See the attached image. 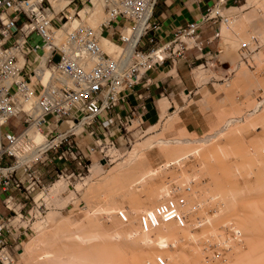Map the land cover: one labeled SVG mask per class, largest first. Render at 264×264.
<instances>
[{"label": "rangeland", "instance_id": "rangeland-1", "mask_svg": "<svg viewBox=\"0 0 264 264\" xmlns=\"http://www.w3.org/2000/svg\"><path fill=\"white\" fill-rule=\"evenodd\" d=\"M245 5L244 0L237 5L233 4L227 10L223 9V19L218 18L210 21L215 22L214 27L219 29L223 43L221 54L219 57L212 54V59H209L204 65H193L188 70L189 77L199 85H214L218 89V95L227 96V99L217 101L215 97L203 93L192 99L185 93H182L181 96L177 93L175 95L169 93L164 97H159L156 103L157 116L152 120V123L145 124L143 120H136L137 123H133L132 126L130 124L131 143L119 147V151L112 154L111 163L105 162L104 164V161H101L99 157H95L87 163L88 167L85 170L77 171L76 166L72 165L69 175L64 179L58 178L56 174L53 175L47 181V188L34 196L36 203L31 202V207L29 206L26 210L28 213L31 212V214L27 213L28 220L25 224L28 227V236L23 238V245L19 251H15L16 264H39V262L50 264L51 259L49 261L46 259V256L49 258V254L44 256L40 253V256H43L42 258H45L49 263L44 259V262L40 259L42 262L36 263V260H39L38 250L43 252L41 250L47 248L45 244L46 247L42 246L41 241V246L45 248L42 249L40 246V249L32 250L35 253L28 251L25 257H22V254L29 243L34 239L36 242L38 237L39 240L43 239L45 240L43 242L47 243L48 238L53 235L49 231L55 230L54 227H56L58 231L55 230L54 235L57 234L60 228L57 227L60 224L58 221L61 222V220L63 223L61 228L64 226L62 229L65 231L61 232L62 229H60L61 235H71L69 237L72 238L62 237L58 233L63 240L67 241L60 240L63 246L60 241H58L60 245L55 244L60 247L59 252L62 251L64 258L60 261V255L57 256L58 259H55L69 264H73V261L76 262L73 259L76 257L75 250L78 248L83 250L84 247L87 251L91 250L88 253L86 251L88 255H92L88 257L94 258L97 251L101 254L97 253L100 257L96 255L98 261L102 255L106 257L104 262L102 261L103 264H122V262L126 264L127 258H129V264H136L134 260L136 256L140 255V252L152 256L144 255L146 259H143L144 264H158L160 258L164 259L166 264H237L239 262L242 264L247 262L248 264H264V256L260 257L264 250L260 249L262 253H259L260 250L258 251L264 242L263 245H258L259 247L256 243L260 242L261 244L259 238L264 236V232L260 231V233L263 232V235L258 238L259 232L256 234L257 232L253 233L252 231L253 236L256 234L254 239L257 236L254 241L257 252H255L256 247L254 248V246L255 251L253 252L259 254L258 257L255 253V257L251 256L253 252H250L251 254L248 252L246 255L249 248L246 243L252 247L253 237L250 234V241L247 240L248 238L245 237L247 233L244 232L247 228L243 230L244 225L241 226L245 222L242 220L243 217L245 220L249 217L250 222L251 219L253 220V211L257 210L256 207L260 206V208L258 207L260 210L257 211H264L260 205L262 204L264 207V182L261 181L259 174L260 170L264 171V0H248V6L244 7ZM30 43L34 47L41 46L43 40L35 34ZM243 45H250L254 51L248 54L247 58L240 55ZM39 53H42L41 49H39ZM164 99L167 101V106L162 110L159 103ZM259 104L263 106L256 110ZM249 113L252 116H247ZM232 121L234 124L229 125V128L224 131L227 124ZM9 127L12 133H19L22 130L21 120L12 118ZM215 137L217 138L215 139ZM174 160L180 162L178 161L177 164ZM260 161L263 163L260 164ZM111 181L113 182L111 183ZM56 183L62 184L63 188L54 187L53 189ZM92 190L94 191L92 192ZM162 194L165 195L160 197ZM169 201L176 202L179 207L182 205L181 210L188 215V217L186 215V225L189 227L172 223V225L163 224V229L162 225L159 229L157 228L158 230L151 227L149 229L147 225L148 212L155 211L158 206ZM123 212L126 214L127 221H124L119 215ZM0 213L5 216L9 214L2 205L1 198ZM255 216L259 218L264 215ZM93 221H98L94 225H100V227L103 223L100 230L106 229L103 233L104 237L101 236L99 228H97L98 232L93 231ZM56 224L58 225L56 226ZM84 224L88 225L86 230L87 225L85 227ZM119 225L121 226L119 227ZM165 226H168L167 229H175L176 231H172L175 234L179 233V236H182L181 233L184 232L185 236L173 239L168 232L170 229L167 230ZM90 228H92V232L88 233L89 236L85 235L88 229L91 231ZM46 230L48 231L46 232ZM77 230H79V234L84 230L87 231L82 235L83 241L86 242L80 238L81 234L78 235L79 237L76 236ZM160 230L161 234L159 235ZM48 232L52 234L50 235ZM71 232L73 234H70ZM74 232H76L75 235ZM47 233L50 236L46 237ZM94 233L97 235L95 236ZM68 241L69 246L66 245ZM75 241L76 243H73ZM104 243L107 246H111L108 245L110 243H113L115 247L118 245V252L121 253H114L109 248L105 249ZM253 243L252 245H254ZM72 244L74 246L81 244V247H77V245L75 250L70 249L74 247ZM98 244L100 247L95 251ZM55 245L54 249L51 245V249L58 252ZM102 245L104 248L101 247ZM64 246L70 250L67 247L63 249ZM135 246L139 251H136ZM157 249L159 252L155 251ZM50 251L46 252L51 253ZM83 251L80 252L83 253ZM78 252L77 250L76 259L80 255ZM133 253H137V255ZM56 254L59 255V253ZM71 254L75 257H72ZM85 254L82 255L87 257ZM245 257L247 259L243 260ZM80 259H78L79 262L84 257L82 260ZM89 260L86 264H89ZM257 260L263 262L258 263Z\"/></svg>", "mask_w": 264, "mask_h": 264}, {"label": "built area", "instance_id": "built-area-1", "mask_svg": "<svg viewBox=\"0 0 264 264\" xmlns=\"http://www.w3.org/2000/svg\"><path fill=\"white\" fill-rule=\"evenodd\" d=\"M159 2L0 0V198L9 212L0 213V264H16L15 251L28 236L26 210L53 175L64 179L72 165L85 170L95 157L108 163L110 152L131 143L130 124L142 120L148 105L130 106V96L138 87H150L157 68L168 62L176 66L189 52H204L202 28L223 19L226 4L221 0L202 21L161 44ZM97 3L106 19L93 26ZM35 34L41 46L30 43ZM240 51L245 58L254 52L250 45ZM123 105L129 114L121 112ZM12 118L21 120L19 133L10 130ZM147 221L154 229L185 226L174 201L158 206ZM158 264L166 261L160 258Z\"/></svg>", "mask_w": 264, "mask_h": 264}, {"label": "crops", "instance_id": "crops-1", "mask_svg": "<svg viewBox=\"0 0 264 264\" xmlns=\"http://www.w3.org/2000/svg\"><path fill=\"white\" fill-rule=\"evenodd\" d=\"M244 1L246 2L244 7H247L248 0ZM220 2L221 0H160L156 10V17L162 25L159 33L160 43H169L173 40L178 29H184L194 22L202 21L208 10ZM225 2L226 4L223 6L225 10L235 4V0H225ZM214 24L216 23L208 22L202 28V37L205 41L204 52H189L187 57L179 60L176 66H171L168 62L165 66L157 68L150 74L152 78L150 87H138L136 93L130 96V106L138 108L143 102L148 105L147 112L141 115L145 124H151L157 116V98L164 97L169 93L172 95L177 93L179 96L185 93L191 99L202 95V93L215 97L217 101L227 99V96L218 95V89L214 85H199L188 74L189 68H192L193 65L200 64L202 66L212 59V54L218 57L221 54L223 43L219 29L215 28ZM212 29L213 31H211ZM120 109L124 115L129 114L130 108L127 105H123Z\"/></svg>", "mask_w": 264, "mask_h": 264}, {"label": "bare ground", "instance_id": "bare-ground-1", "mask_svg": "<svg viewBox=\"0 0 264 264\" xmlns=\"http://www.w3.org/2000/svg\"><path fill=\"white\" fill-rule=\"evenodd\" d=\"M87 9L89 10V8H87ZM94 11H95V13H94V18L91 20V24H92L93 26H96V25H98V24H100V23H102V22L105 21V19H106L105 16H106V15H105V13H104L103 6H102L101 3H97V5L95 6ZM88 12H89V11H86L85 13H88ZM227 26H228V25H227ZM104 45H105V47L107 48V50H109V51H112V50H113L112 47H110L109 45H107L106 41H105ZM257 84H258V83H257ZM168 105H169V104H168ZM166 106H167V101H165V99L162 100V101H160V103H159V107H160V109H162V110H163L164 108L166 109ZM260 106H263V105H262V104H259V106H257L256 110H258V109L260 108ZM255 112H256V111H255ZM247 116H252V115L249 113V115H247ZM233 120H234V119H233ZM238 121H239V120H238ZM240 121H241V120H240ZM240 121H239V122H240ZM233 122H234V121L229 122V123L227 124V126L225 125L226 128L224 129V131L227 130V128H229V125L234 124ZM239 122H238V123H239ZM133 123H137V121H133V122L131 123V126H132ZM256 123H257V122H256ZM133 125H134V124H133ZM131 126H130V128H131ZM245 130H247V129L245 128ZM226 132H227V131H226ZM230 132H231V131H230ZM233 133H234V132H233ZM233 133H232V134H233ZM218 134H219V133H218ZM218 134H217V135H218ZM222 134H223V133H222ZM32 135H33V133H32ZM220 136H221V135H220ZM227 136H228V135H227ZM34 138H35V141H36L37 143H41V142H42L41 137H38V136L35 135ZM212 138L214 139V137H212ZM216 138H217V137H215V139H216ZM209 139H210V138H209ZM211 140H212V139H211ZM156 143H157V142H156ZM163 143H164V142H163ZM151 145H152V144H151ZM135 150H136V149H135ZM116 152H118V151H116ZM113 153H115V152H110V153H109V158H111V160H109L108 163H111V162H112V154H113ZM135 153H136V152H135ZM174 153H175V152H174ZM137 155H138V154H137ZM113 156H114V155H113ZM129 158H130V157H129ZM178 158H180V157H178ZM185 158H186V156H185ZM174 159H175V158H174ZM179 160H180V159H179ZM179 160H177V161L174 160V161H176L177 164H178V163L180 162ZM127 161H128V160H127ZM134 161H135V160H134ZM178 161H179V162H178ZM263 161H264V160H263ZM131 162H132V161H131ZM136 163H137V162H136ZM261 163H263V162L260 161V164H261ZM104 164H105V163H104ZM130 164H131V163H130ZM169 164H170V163H169ZM175 164H176V163H175ZM102 166H103V165H102ZM102 166H101V168H102ZM103 167H105V166H103ZM122 168H123V167H122ZM122 168H121V169H122ZM119 170H120V169H119ZM124 170H125V169H124ZM97 171H98V170H97ZM99 171H100V170H99ZM128 171H129V170H128ZM125 172H126V171H125ZM260 172H261V173H259V174H260V176H261V181L264 182V171L260 170ZM98 173L100 174V172H98ZM114 173H115V172H114ZM119 173H120V172H119ZM119 173H118V174H119ZM155 173H156V172H155ZM96 174H97V173H96ZM115 175H116V174H115ZM146 176H147V175H146ZM148 177H149V176H148ZM148 177H147V178H148ZM115 179H116V177H115ZM126 179H127V178H126ZM135 179H136V178H135ZM144 179H146V178H144ZM144 179H143V180H144ZM141 180H142V178H141ZM149 180H150V179H149ZM108 181H109V180H108ZM114 181H115V180H114ZM136 181H137V180H136ZM112 182H113V181H111V183H112ZM120 182H121V181H120ZM129 182H130V180H129ZM141 182H143V181H141ZM61 183H62V182H61ZM104 183H105V182H104ZM107 183H108V182H107ZM122 183H123V182H122ZM125 183H126V182H125ZM134 183H135V182H134ZM261 184H262V183H261ZM67 185H68V184H67ZM67 185H66V186H67ZM106 185H107V184H106ZM117 185H118V184H117ZM125 185H126V184H125ZM131 185H132V183H131ZM262 185H263V184H262ZM61 186H62V184L60 185V183H58V184L56 183L55 186H53V189H54V187H59V189H60V188H63V187H61ZM104 186H105V185H104ZM121 186H122V185H121ZM124 187H125V186H124ZM100 188H101V187H100ZM121 188H122V187H121ZM121 188H120V189H121ZM126 188H127V187H126ZM160 188H161V187H160ZM222 188H223V187H222ZM57 189H58V188H57ZM90 189H91V188H90ZM95 189H96V187H95ZM108 189H112V188H108ZM223 189H224V188H223ZM102 190H103V189H102ZM105 190H107V189H105ZM117 190H118V189H117ZM54 191H55V190H54ZM61 191H62V190H61ZM93 191H94V190H92V192H93ZM189 191H191V189H189ZM58 192H59V191H58ZM89 192H90V191H89ZM102 192H103V191H102ZM107 192H109V191H107ZM111 192H112V191H111ZM166 192H167V191H166ZM98 193H99V192H98ZM103 193H105V192H103ZM113 193H114V192H113ZM162 193H163V192H162ZM90 194H91V193H90ZM92 194H93V193H92ZM119 194H120V193H119ZM131 194H132V193H131ZM58 195H59V194H58ZM101 195H102V193H101ZM101 195H100V196H101ZM113 195H114V194H113ZM163 195H165V194H162V196H160V197H163ZM166 195H167V193H166ZM94 196H95V195H94ZM128 196H129V195H128ZM168 196H169V194H168ZM92 197H93V196H92ZM98 197H99V196H98ZM137 197H138V196H137ZM164 197L166 198V196H164ZM85 198H86V195H85ZM135 198H136V196H135ZM135 198H134V200H135ZM156 198H157V197H156ZM90 199H91V197H90ZM86 200H87V199H86ZM107 200H108V198H107ZM131 200H132V199H131ZM165 200H166V199H165ZM165 200H164V201H165ZM170 200H171V199H170ZM176 200H177V199H176ZM176 200H175V201H176ZM89 201H90V200H89ZM93 201H94V200H93ZM162 201H163V200H162ZM228 201H229V200H228ZM109 202H110V201H109ZM115 202H116V201H115ZM133 202H134V201H133ZM107 203H108V202H107ZM112 203H113V202H112ZM154 203H156V202H154ZM201 203H202V202H201ZM228 203H230V202H228ZM133 204H134V203H133ZM150 205H151V203H150ZM152 205H153V203H152ZM179 205H180V204H179ZM260 205H261V209L263 208V210H264V207L262 206V204H260ZM181 206H182V205H181ZM181 206L179 207V209H180L181 214L185 217V226H186V227H189V225H188V226L186 225V215H187V213H184V211L181 210V209H182ZM204 206H205V205H204ZM151 207H152V206H151ZM258 207L260 208V206H258ZM258 207H256L257 210H260V209H258ZM118 208H120V207H118ZM138 208H139V207H138ZM148 208H149V207H148ZM187 208H188V207H187ZM205 208H206V207H205ZM97 209H98V208H97ZM142 209H143V208H142ZM184 209L187 210L186 208H184ZM184 209H183V210H184ZM138 210H139V209H138ZM257 210H256V211H257ZM187 211H188V210H187ZM256 211H255V212L253 211V214H254L253 217H254V218L252 217L253 220L251 219V222H250V218H249V217H248V218H249V221H247L248 218L245 220L244 217H243L242 220L245 221V222H243V224H242V222H240V223L242 224V225L240 224L241 226L244 225V227L242 228L243 230H244L245 228H247V229H245V231H244L245 234L247 233L246 235L244 234L245 237H246V239L248 238L247 240H249V239L251 238V237L249 238V236H250V234H252V237H253V238H252L253 241L251 240L252 243H253L254 241H256L257 236H258V238H259V236H262V235H263V232H264V229H263V228H264V218H263V217H264V216H263L264 213H263V214L260 213V212H264V211H257L258 214H257ZM153 213H154V211L150 210V211L148 212V215H149V214H153ZM189 213H190V212H189ZM189 213H188V214H189ZM255 213H256V214H255ZM121 214L124 215L125 213H124V212H123V213H120V214H119L120 217H121ZM190 214H191V213H190ZM261 214H262V215H261ZM140 215H141V214H140ZM255 215H259V216H263V217H259V218H258V216H255ZM124 216L126 217V214H125ZM138 217H139V216H138ZM187 217H188V215H187ZM255 217L258 218V219H256ZM58 218H59V217H58ZM61 218H62V217H61ZM95 218H96V217H95ZM121 218H122V217H121ZM240 218H241V217H240ZM55 219H56V218H55ZM85 219H86V218H85ZM122 219H123V218H122ZM254 219H255V220H254ZM64 220H65V219H64ZM95 220H96V219H95ZM123 220H124V219H123ZM187 220L189 221V219H187ZM239 220H241V219H239ZM242 220H241V221H242ZM52 221H53V220H52ZM68 221H69V220H68ZM68 221H67V222H68ZM89 221H90V220H89ZM89 221H87V222H88L87 224L90 226L91 224H89ZM124 221H125V220H124ZM126 221H127V217H126ZM190 221H191V219H190ZM58 222H59L60 224L58 223L59 226H57L58 224H56V226H57L58 228H59V227H60V228H59V232H57V234L54 235V233H55L56 231H58V230H56V227H54L56 231L53 230V229H52V231H51L50 229H48V230H50L49 232H52V233H53V235H51L52 233L50 234V233L48 232L51 236L48 235V233H47V236H46V237L50 236V237L48 238V242H47V240H46L47 243L43 242V241H45V240L42 239L43 237L40 238V239H42V240H39V239H38L39 237L37 238V240H38L39 242H38L37 240H36V242H35V239H34L32 242L30 241L31 243H29L28 247H27L26 249L24 248L25 251H24V253L22 254V257H25V255H26V253H27L28 251H29V252H30V251L33 252L32 250H35L36 248L40 249L42 246L47 245V248H45V247H46V246H45V247H42V249L45 248L46 251H47V250L50 251V250H52L51 248H52L55 244L58 243V244L60 245V243H59L58 241L62 240V241H65V242H66L67 240H63L62 237H67V236L69 237V236H71V235H67L69 232H66V233H67V234H66L67 236H63L64 234L61 235V234H62L61 232H65V231H63V229H64L63 227H64V226H62V228H63V229H62V228H61V225H63L62 220H61V222H60V221H58ZM63 222H64V221H63ZM67 222H66V223H67ZM82 222H83V221H82ZM91 222H92V221H91ZM91 222H90V223H91ZM97 222H98V221H97ZM97 222H96V221H93V225H94L95 223H97ZM55 223H56V222H55ZM77 223H78V222H77ZM68 224H69V223H68ZM79 224H80V223H79ZM81 224H82V223H81ZM87 224H84V226L87 225ZM98 224H99V223H98ZM102 224H103V223H102ZM102 224H101V227H100V225H94V226L92 225V226H93V231L96 232V231H97V228H99V232H100V231L102 232L103 230H102V229L100 230V228L103 227ZM119 224H120V223H119ZM170 224L172 225V223H170ZM173 224H174V223H173ZM88 225H87V227L85 226L86 228L83 226V227L85 228V230L88 228ZM147 225H148L149 229L152 228V227L149 225V223H148ZM171 225H170V227H172ZM175 225H176V224H175ZM77 226H78V225H77ZM95 226H96V228H95ZM120 226H121V225H119V227H120ZM194 226H195V225H194ZM218 226H219V225H218ZM241 226H240V228H241ZM75 227H76V226H75ZM90 227H91V226H90ZM150 227H151V228H150ZM165 227H166V226H165ZM214 227H215V226H214ZM262 227H263V228H262ZM58 228H57V229H58ZM77 228H78V227H77ZM94 228H95V229H94ZM161 228L163 229V225H162ZM161 228H160V229H161ZM167 228H168V226L166 227V229H167ZM250 228H251V230H250ZM261 228H262V230H261ZM60 229H62V231H61ZM74 229H75V228H74ZM91 229H92V228H90V230H91ZM103 229H104V228H103ZM153 229H154V228H153ZM158 229H159V228H158ZM158 229H156V230H158ZM162 229H161V230H162ZM169 229H170V228H169ZM169 229H167V230H169ZM183 229L185 230V228H183ZM183 229H182V230H183ZM186 229H188V228H186ZM242 229H241V230H242ZM252 229H255L256 231H254V230H252ZM259 229H260V230H259ZM48 230H46V232H47ZM85 230L82 231V233L80 232L81 236H80V234H79V232H78L79 230H77V231H76V232H77L76 236L79 235L80 238L82 239V237H83L82 235L85 234V233H83V232H87V231H85ZM120 230H121V229H120ZM156 230H155V231H156ZM161 230H160L159 233H158V231H157V233H158L159 235L161 234ZM172 230H175V229H172ZM172 230L170 229L168 232H169V235H170L173 239H174V238L176 239V238L184 237V236H185V235H184V232L181 233L182 236H181V235L179 236V233H177V232H180V231H182V230L176 232L178 235L175 234L174 231H172ZM178 230H179V229H178ZM190 230H191V229H190ZM213 230H214V229H213ZM239 230H240V229H239ZM239 230H238V231H239ZM247 230H250V231H248L249 233L247 232ZM258 230H259V231H258ZM53 231H54V232H53ZM60 231H61V232H60ZM72 231H73V230H72ZM80 231H81V230H80ZM104 231H106V229H105ZM104 231H103L102 233L100 232V234H102V235H101L102 237L105 236V235H103ZM175 231H176V230H175ZM205 231H206V230H205ZM210 231H211V230H210ZM231 231H232V230H231ZM238 231H237V232H238ZM252 231H253V233L257 232L256 234H258V232H259L260 235L258 234V235L256 236V239H254L256 234H254V236H253ZM260 231H263V232L260 233ZM46 232H45V233H46ZM76 232H74V235H75ZM90 232H92V230L89 231V229H88V232H87L85 235L89 236L88 233H90ZM97 232H98V231H97ZM153 232H154V231H153ZM186 232H187V231H186ZM240 232L242 233L243 231H240ZM244 232H243V233H244ZM45 233H44V234H45ZM58 233H59L62 237H61L60 235H58ZM155 233H156V232H155ZM203 233H204V232H203ZM213 233H215V232H213ZM213 233H212V234H213ZM238 233H239V232H238ZM241 233H240V234H241ZM70 234H73V233L71 232ZM92 234H93V233H92ZM94 234H95V233H94ZM105 234H106V233H105ZM113 234H114V233H113ZM218 234H219V232H218ZM248 234H249V235H248ZM85 235H84V236H85ZM96 235H97V234H95V236H96ZM176 235H177L178 237H177ZM186 235H187V234H186ZM41 236H43V235L41 234ZM41 236H40V237H41ZM72 236H73V235H72ZM76 236H75V237H76ZM79 236H78V237H79ZM98 236H99V235H98ZM98 236H97V237H98ZM247 236H248V237H247ZM78 237H77V238H78ZM85 237H86V236H85ZM85 237H84V240H85ZM242 237H243V235H242ZM263 237H264V236L261 237L262 239L259 238V241L261 240V244H260V242H256V243H257V246H258V245H259V246L263 245V244H262V243L264 242ZM60 238H61V239H60ZM69 238H72V237H69ZM69 238H64V239H69ZM80 238H79V239H80ZM87 238H88V237H87ZM143 238H144V237H143ZM145 238H146V237H145ZM44 239H45V238H44ZM90 239H91V238H90ZM237 239H238V238H237ZM76 240H77V239H76ZM247 240H246V241H247ZM262 240H263V241H262ZM40 241L42 242V246H41V242H40ZM62 241H60V242H61V245H62ZM77 241H78V240H77ZM79 241H80V240H79ZM82 241H83V239H82ZM87 241H88V240H87ZM147 241H148V240H147ZM218 241H219V240H218ZM249 241H250V240H249ZM83 242H86V241H83ZM251 242H250V243H251ZM48 243H49V244H48ZM73 243H76V241L73 242ZM79 243H81V242H79ZM252 243H251V246H252V247H250V245H248L249 243H246V245L249 246L246 255L248 254V252H249V254H251L250 252H253V251H255V250H256L255 252H257V246H256V243L254 242V243H253L254 245H252ZM258 243H259V244H258ZM44 244H45V245H44ZM63 244H64V243H63ZM83 244H84V243H83ZM112 244H113V243H112ZM112 244L110 243V244H108V245H111V246H107V245L104 243V245H105V249H108V248H109V249H111L112 252L117 253V252L119 251V248H117V247H119V246L117 245V247H115V245L113 244V246H112ZM51 245H52V247H51ZM66 245L69 246V241H68V243H66ZM70 245H71V244H70ZM77 245H78V246H77ZM77 245H76L77 247H79V246L81 247V244H77ZM244 245H245V244H244ZM40 246H41V247H40ZM55 246H56V245H55ZM62 246H63V245H62ZM72 246H74V245L72 244ZM76 246H74L73 248H70V249H74V250H75V247H76ZM86 246H87V245H86ZM88 246H89V245H88ZM95 246H96V245H95ZM253 246H254V248L256 247L255 250L253 249ZM259 246H258V247H259ZM49 247H50V248H49ZM56 247H57L56 249L58 250V252H55L56 250H55V251H53V250L50 251L51 253L54 252L55 254H54V253L51 254V253H49V252H46L45 249L41 250V251H43L44 253H43V252H39V250L37 249V250H38V254H39V253H40V254H44V256H46V255L49 254V258H47L48 256H46V259H47L48 261L51 259V260L49 261L50 264H69V263H66L65 261L60 262L61 259L63 258V257H62V251L59 252L61 249H60V247H58V245H57ZM66 247H67V246H66ZM66 247L64 246V247H62V248H63V249H66ZM82 247H84V246H82ZM99 247H100V245L98 244V248H97V247H96V248L94 247L95 249H94V248H91V249H92V250L94 249V250L96 251V250L99 249ZM101 247H103V245H102ZM106 247H107V248H106ZM261 247H263V248H261ZM261 247H259L258 251H259L260 249H261V250H262V249L264 250V245L261 246ZM58 248H59V249H58ZM84 248H85V249H84ZM84 248H83V250H85V251L80 250L81 248H78V249L75 250V253H74V254L76 255V257H77V255H78V254H77V250H78V251H79L78 253H79L82 257L79 255L80 257L78 256V258L76 259L75 255L73 256V254H71L72 257H75V258H73V259L76 260V262L78 261L77 263H81V262L83 261L81 264H86L87 261H88L90 258H92L93 260L90 259V260H89V261H90L89 264H96V263H98V262L100 263V262H102V261L104 262V259H105L106 257H104L103 255L101 256L103 259L100 258L99 261L97 260V257L99 256V255L97 254V253H99L98 251H97V253H96V255H98V256H96V255L94 254L96 258H95V257H94V258H93V257H88V256H92V255H88V254H87L88 251H91V250H88V251H87V250H86V247H84ZM103 248H104V247H103ZM103 248H102V249H103ZM53 249H54V247H53ZM67 249H68V247H67ZM70 249H68V250H70ZM89 249H90V247H89ZM120 249H121V248H120ZM135 249H136V246H135ZM135 249H134V252H135ZM229 249H230V248H229ZM232 249H233V248H232ZM249 249H250V251H249ZM251 249H253V250H251ZM137 250H138V249H136V251H137ZM198 250H199V249H198ZM261 250L259 251V253H260V252L262 253L263 250H262V251H261ZM64 251H65V250H64ZM80 251H83L84 254H85L86 251H87V253L85 254V255H87V257L83 256V255H82L83 253L80 252ZM121 251H122V250H121ZM138 251H139V250H138ZM155 251L157 252L158 249L155 250ZM195 251H196V250H195ZM235 251H236V250H235ZM239 251H240V250H239ZM36 252H37V251H36ZM73 252H74V251L72 250V253H73ZM92 252H93V251H92ZM158 252H159V251H158ZM221 252H222V251H221ZM244 252H245V251H244ZM255 252H253V254H251V256L253 255V256L255 257V256L257 255V257H258L259 254L255 253ZM33 253H35V252H33ZM45 253H46V254H45ZM56 253H59V255L56 254ZM66 253H69V251H68V252L66 251ZM81 253H82V254H81ZM89 253H90V252H89ZM93 253H94V252H93ZM118 253H119V252H118ZM120 253H121V252H120ZM120 253H119V254H120ZM195 253H196V252H195ZM197 253H198V252H197ZM237 253H238V252H237ZM254 253H255L256 255H254ZM27 254H28V253H27ZM40 254L38 255L39 260H36V263H37L38 261L43 260V259L45 260V258H42L43 256H42V257L40 256ZM50 254L52 255V258H51V255H50ZM99 254H100V253H99ZM133 254H136V255H137V253H133ZM138 254H139V253H138ZM146 254H147V255H145L144 252L141 254V252H140V255L136 256V259L134 260V261H136V264H142V263L144 264L145 261H144L143 259H145V258H144L145 256H146V257H147V256L152 257V256L148 255V253H146ZM151 254H152V253H151ZM209 254H210V253H209ZM243 254H244V253H243ZM243 254H242V255H243ZM262 254H264V251H263ZM262 254H261V255H262ZM54 255H55V256H54ZM60 255H61V256H60ZM65 255H66V254H65ZM94 255H93V256H94ZM100 255H101V254H100ZM117 255H118V254H117ZM144 255H145V256H144ZM194 255H195V254H194ZM205 255H206V254H205ZM227 255H228V254H227ZM261 255H260V257L263 258L264 255H262V256H261ZM57 256H60V257H61V258H59L60 261L57 260V259H58ZM66 256L69 257L70 255H66ZM236 256H237V254H236ZM249 256H250V255H249ZM251 256H250V258H251ZM53 257H54V259H53ZM83 257H84V259H83ZM99 257H100V256H99ZM242 257H243V256H242ZM36 258H37V257H36ZM55 258H57V259H55ZM80 258H81V259H80ZM194 258H195V256H194ZM235 258H236V257H235ZM240 258H241V257H240ZM262 258H261V259H262ZM32 259H33V258H32ZM40 259H41V260H40ZM52 259H53L54 261H53ZM63 259H64V258H63ZM78 259H80V260L83 259V260L79 262ZM98 259H99V258H98ZM128 259H129V258H127V260H126L127 263H126L125 260H124V262H125L126 264H129V263H128ZM151 259H152V258H151ZM246 259H247V258L245 257V259H243V260H246ZM257 259H258V258H257ZM263 259H264V258H263ZM44 260H43V262H44ZM145 260H146V259H145ZM228 260H229V259H228ZM243 260H242V262H245V261H243ZM33 261H34V260H33ZM45 261H46V260H45ZM48 261H46V262H48ZM85 261H86V262H85ZM96 261H97V262H96ZM105 261H106V260H105ZM143 261H144V262H143ZM234 261H235V260H234ZM254 261H256V259H254ZM34 262H35V261H34ZM41 262H42V261H41ZM49 262H48V263H49ZM64 262H65V263H64ZM76 262L73 261V264H74V263L77 264ZM84 262H85V263H84ZM103 262L100 263V264H103ZM137 262H138V263H137ZM257 262H258V260H257ZM259 262H263V261L260 260ZM259 262H258V263H259ZM30 263H32V262H30ZM133 263H134V262H133ZM239 263H240V262H239ZM239 263H237V264H239ZM37 264H38V263H37ZM39 264H41V263L39 262ZM43 264H44V263H43ZM46 264H47V263H46ZM71 264H72V263H71ZM104 264H105V263H104ZM122 264H124V263L122 262ZM151 264H152V263H151ZM170 264H171V263H170ZM215 264H216V263H215ZM240 264H242V263H240ZM244 264H248V262H247V263H244ZM253 264H254V263H253Z\"/></svg>", "mask_w": 264, "mask_h": 264}, {"label": "water", "instance_id": "water-1", "mask_svg": "<svg viewBox=\"0 0 264 264\" xmlns=\"http://www.w3.org/2000/svg\"><path fill=\"white\" fill-rule=\"evenodd\" d=\"M105 163V162H104Z\"/></svg>", "mask_w": 264, "mask_h": 264}]
</instances>
